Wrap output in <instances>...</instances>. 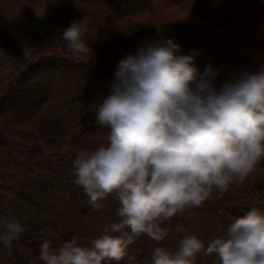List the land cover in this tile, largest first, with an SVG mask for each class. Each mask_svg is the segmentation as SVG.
I'll list each match as a JSON object with an SVG mask.
<instances>
[{"label": "clouds", "instance_id": "9594fccd", "mask_svg": "<svg viewBox=\"0 0 264 264\" xmlns=\"http://www.w3.org/2000/svg\"><path fill=\"white\" fill-rule=\"evenodd\" d=\"M88 19L59 32L74 58L88 56ZM173 37L141 44L118 62L108 93L93 105L95 121L109 129L106 141L72 159L74 183L95 208L110 194L117 220L90 246L72 236L58 248L45 240L43 264H111L127 255L142 234L155 241L150 264H195L198 255L216 264H264V213L255 207L231 220L205 242L186 234L175 250L160 246L162 226L186 208L198 207L213 189L242 183L264 159V64L224 73L202 69L196 52L183 53ZM25 226L0 214V244L11 248Z\"/></svg>", "mask_w": 264, "mask_h": 264}, {"label": "trees", "instance_id": "16d2710c", "mask_svg": "<svg viewBox=\"0 0 264 264\" xmlns=\"http://www.w3.org/2000/svg\"><path fill=\"white\" fill-rule=\"evenodd\" d=\"M0 1L19 3L20 0ZM24 1L27 4L31 3V0ZM130 1L100 0L102 5L110 6L108 11L110 12L109 16L111 15L112 17L106 20L107 23H103L106 29L99 31L97 39L94 37L93 41H86L91 47V52L85 57L74 58L73 54L67 49L66 44L60 49L61 43L64 44V41L59 37L60 30L68 26L74 19L82 18L81 11H76V16L69 15L66 17L67 21L63 26L57 24V22H55L54 26L48 25L45 35L42 34V37H44V41L41 43V46H44L41 48L43 49L42 52L36 55L32 62L18 73L13 83L6 90L0 92V214L14 215L25 226L24 233L18 241H13L11 248L0 244V264H43L39 258L40 252L33 249L35 247L39 249V245L45 240L50 243L52 248H58L65 240L76 236L79 238L80 243L90 246L92 239L103 234L105 223L110 224L118 219V217H115L116 211L114 213L110 195L101 202L102 207L100 209L92 211L87 209V196L83 192L82 187L74 183L75 176L72 159L77 152L71 148L68 149L67 146L66 149H61L59 152L54 151L53 153V151L45 150V146L42 143H53L62 148V146L68 144L69 146L73 145L69 140H75L79 143L81 136L88 133L87 138L90 137L91 139L87 140L86 147H96L100 145L96 142L100 135L107 137L109 129L95 122V116L88 119L89 122L91 120V125L88 124L84 128L82 124L85 121L87 109L97 89L95 88L97 87L95 82L99 81L102 74L113 76L118 68L119 60L130 52L134 53L139 45L144 44H136L137 38L130 34L132 29L137 30V27L127 29L126 26L116 25L117 23L115 22L116 20L120 22L127 15L141 12L145 4L151 0H140L141 5L137 7L128 5ZM162 1L176 5L184 11L186 10L191 18L194 19V23L208 21L207 18L203 17L206 15L212 20L217 29L225 30L226 33L230 30L225 28L223 23L234 21L235 17L241 14L239 11L241 10V4H243L237 0H235L236 2L233 6H227L229 0H197L198 3L196 0L195 2H193L194 0ZM217 1L225 6L226 14H223L224 21L222 22L217 21L216 18H213L208 13L205 14L207 12L205 4H207L206 8H212ZM195 4H199V8L194 6ZM103 9L102 7L100 10V17L105 14L107 16ZM246 12L248 14V18L245 16L247 24L244 30L241 29V36H245V32H247L250 36L243 38L261 39L262 35L259 34V30H264V16H262L259 9L257 13L250 10ZM115 15H117L116 19ZM243 15L240 16L242 17ZM251 22L256 23L257 26ZM189 25L191 28H183V31H181L183 32L182 35H175L179 38L175 37L177 39L176 42L182 44V47L190 48L191 41L193 39L196 41L195 38L200 39L202 35L209 36L208 44L216 47L222 46V42L227 39V35L215 34V32L207 28L199 27L196 29L195 24L191 22H189ZM197 35L201 36L197 37ZM160 38L155 33L148 42H153ZM211 40L216 43L211 42ZM128 42H131L129 49L127 47ZM115 43L117 44L116 47ZM193 51L197 53L198 49L195 47ZM260 51H264V41L256 44L237 45L235 51L231 54L229 53L226 59H220L211 63V65L213 67L224 66L238 55L252 56V54L254 55ZM12 55V36L3 25L2 28L0 27V66L7 62ZM68 64L72 66L62 67ZM104 64L109 65V69H105L101 75L96 74L97 65L102 66ZM86 66V71H80V69L78 72L75 71L76 68ZM45 68L54 70L45 72L43 71ZM71 88H74V90H71ZM83 88L89 89L85 92L82 91ZM55 90H58L59 95L51 99V94ZM29 122H32L33 128L22 131L24 136L32 139L33 143L24 144L26 137L15 138V135L11 134V132ZM22 157L25 158L23 159ZM251 183V180H244L239 183V187L247 186L248 188ZM230 188L229 186L228 189ZM245 194L247 192L243 193V195ZM256 194L261 197L263 194L262 190H259ZM244 199L246 200L233 201L232 199H227L228 201L219 204L221 206L216 204L213 207L216 212L215 218L223 221H221L219 230L221 234L230 223L229 216L233 215L231 208L238 213L245 214L255 207L258 211L264 213V198L253 202L256 199L254 195H247L244 196ZM222 205L225 207H222ZM80 208L83 215L75 217L76 210ZM198 208L202 212L212 210L210 204L206 201ZM222 212L226 213V218L220 217L219 214ZM189 213V211L183 210L168 219L170 224L167 231L168 237L165 240L175 239L171 250L177 248L178 241L186 234L192 233L199 238L201 237V231L204 229L207 220L205 217H196L190 222L187 219ZM73 222L75 223L73 224ZM189 223L195 228L197 227L198 232H194L191 227L189 229ZM175 231H178L177 235L174 234ZM142 237H145L144 240L148 245H157L147 235L142 234L137 237L130 244L136 250L127 253L125 256L129 264H134V261L139 259L142 260L140 264H150L151 254L148 248H139ZM204 242L207 246V241ZM161 244L162 242H160ZM119 262L113 261L111 264ZM195 264H216L215 256L205 257L198 255Z\"/></svg>", "mask_w": 264, "mask_h": 264}, {"label": "rangeland", "instance_id": "374dc122", "mask_svg": "<svg viewBox=\"0 0 264 264\" xmlns=\"http://www.w3.org/2000/svg\"><path fill=\"white\" fill-rule=\"evenodd\" d=\"M237 1H240L243 3L241 4V7H240L241 10L239 11L241 14L237 15L234 21H231V22L228 21V22L223 23L225 28H228L230 30L227 33L225 30L217 29L214 26V23L212 22V20L208 16L206 15L203 16L207 18L208 21L194 23V19L191 18L190 14H188L186 10L184 11L180 7L173 5V4H167L165 1H162V0L161 1L151 0L147 2V4H145L141 12L132 14V15H127V17H125L124 19H121L120 22L117 20L115 22L117 23L116 25L126 26L127 29H132L136 27L138 28L137 30L132 29L130 33L131 35L137 38L136 44L137 43H147L150 40V37L151 39L153 38L155 33L157 34L158 38L162 36L178 38L177 36L182 35L183 32L181 31H183V28L185 27L191 28V26L189 25V22H191L192 24H195L196 29H198L199 27L204 28V29L207 28L215 32V34L219 33L220 35L222 34L223 36L227 35L226 37L227 39L223 41L221 44L222 46H218V47L214 45L211 46L210 44H208L207 40L209 39L208 38L209 36L207 35H202L200 39L195 38L196 41L193 39L191 41L192 44L190 48L182 47L183 45L180 44L181 48L179 49V51L183 53L193 52V49L195 47L196 49H198L194 63L197 64L202 69L203 67L207 66L208 64L214 63L215 61H218L220 59L221 60L226 59L229 53L231 54L232 52L235 51L237 45L256 44L260 41L261 42L264 41V30L262 29L259 30V34L262 35V38L258 40L243 38L245 36H250L249 34H247V32H245L246 33L245 36L244 35L241 36V29L244 30L247 24L248 14L246 11L250 10V11H253L254 13H257V10L259 9L262 13V16H264V0H237ZM193 2H195V0ZM196 2L198 3L197 0ZM235 2H236L235 0H229V3L227 4V6H231V5L233 6ZM128 5L132 7H137L141 5V1L131 0L130 4ZM223 5L224 4H219V2L217 1L214 7L212 6V8L211 7L206 8L207 4H205V10L207 11L205 12V14L208 13L212 15L213 18H216L217 21L222 22L224 21L223 14L225 13V8H224L225 6ZM194 6L199 8V4H195ZM102 7L104 8L103 11L105 10V12L107 13V16L106 14L102 15L101 17L99 16L100 15L99 13ZM123 8H125V6H123ZM108 10H110V6L102 5L100 0H31L30 4H27L24 0H20L19 3L11 2V1H7V2L0 1V27L2 28V26L4 25V28L8 29L9 33L12 36V41H13V55L10 57V59L7 62L3 63L0 66V92H2L3 90H6L8 86L13 83L18 73H20L21 70L26 68L27 64L31 63L32 59H34L36 55L42 52L43 49L41 48L44 47V46H41V43L44 41L43 40L44 37L42 36L45 35L48 29V25L54 26L55 22H57V24H60L63 26L64 23L67 21L65 19L66 17H68L69 15L76 16V13L81 11L82 13L81 17H87L88 22H89L88 30L84 34L83 39L85 41H89V40H92L94 37L97 39L99 31L106 29L105 28L106 26L103 25V23H107L106 20L112 17L111 15L109 16L110 12ZM242 14L244 15L241 17L240 15ZM245 16H247V18H245ZM116 18H117V15H115V19ZM251 23L256 24L253 22ZM198 34H201V33H198ZM194 35L196 37V33ZM90 36H93V37H90ZM200 36L201 35H197V37H200ZM211 42L216 43L214 40H211ZM64 45H65V42L64 44L61 43L60 49H62L61 47ZM130 45H131V42H128V46H127L128 49ZM116 46L117 44L115 43V47ZM105 56H107V54H105ZM259 64H264V51H260L254 55L252 54V56H248V55L244 56V54H241V55L236 56L234 59H232L231 61H229L223 66L224 73H222V75H224L225 73L241 71L244 69H255ZM68 66L71 67L72 65L68 64L62 67H68ZM79 69L80 71H86L87 66L76 68L75 71L78 72ZM96 69H97L96 74L101 75V73L105 69H109V65L108 66L105 64L102 66L97 65ZM53 70L54 69H51V68H45L43 71L50 72ZM113 79H114V75L111 76V75L102 74L99 81L95 82L97 86L95 87L97 89L94 92L95 98L93 97L94 101L93 100H92L93 102L91 101V104L89 108L87 109L88 111L86 113L87 116L85 117V121L83 122L84 125L82 124V127L84 126L85 128L88 124L91 125L92 122L91 120L89 122L88 119H90L91 117H94L93 105L96 101L100 100L103 96H105L108 93L109 84ZM88 89L83 88L82 91L87 92ZM71 90H74V88H71ZM57 95H59L58 90H55L51 94L50 98L54 99V97H56ZM33 126L34 125L32 124V122L23 124L17 130H15L14 132H11V134L15 135V138H21V136H24L23 131L29 128H33ZM87 134L88 133L81 136L79 143H77V141L75 140H69V142L72 143L73 145L69 146L68 144L66 146H62V148L59 145H56L53 143L50 144V143L45 142L42 144L45 146V150L47 149V151L48 150L53 151V153L54 151L59 152L61 149H66L67 146H68V149L71 148L76 152H78L81 149L95 148L92 146L86 147L87 140L91 139L90 137L87 138ZM105 141H106V138L103 135L102 136L100 135L96 142L97 144H102ZM31 143H33L32 139H29L26 137V142L24 144H31ZM22 158L24 159L25 157H22ZM245 180L252 181L250 187L247 188V186H243L240 188L239 183H233V184H230V187H231L230 189H227L222 192L213 189L212 194L210 195L209 199L206 200V202L210 204V207L212 208V210L202 212L201 210H198L199 209L198 207L196 208L191 207L189 209H185L186 211L190 212L187 215V219H189L190 222L196 217L206 218L207 223L204 225V229L203 230L201 229L202 231H201L200 238L203 241H207L208 243V241H210L213 237L221 234L219 230H220L222 219L219 220L215 218L216 212L214 211V208H213L214 206H216V204L218 206H221L219 204H221L224 201H228L227 199L229 200L232 199L233 201L246 200L244 199V196H247V195L248 196L254 195L256 199H254L253 202L260 201L264 198V196H262L264 194V159H261L255 165L253 171L249 174V176ZM259 190H262V193H263L261 197H259L260 196L259 194H256L259 192ZM246 192L247 194L243 195V193H246ZM110 197L113 202V207H114L113 209L115 213L117 206H119L118 201L114 195L110 194ZM222 207H225V206L222 205ZM87 209L89 211L95 210V208L91 207L89 204H87ZM231 212L233 215L229 216V219H230L229 222H231L232 219L240 215H243L242 213H238L237 211H234L233 208H231ZM82 215L83 213H82L81 208L79 210H76L75 217H81ZM219 215L222 218L227 217L225 212H222ZM74 223L75 222H73V224ZM169 224L170 223H168V220H165L162 226L165 227L168 231ZM106 225L108 224L105 223V226ZM190 227L193 228L194 232H198L197 227L195 228L189 223L188 228L190 229ZM176 233H178V231L174 232V234ZM144 238L145 237H142L139 243V248L140 249L148 248L151 254V250L157 245H153V246L148 245L147 242L144 240ZM174 240L175 239H170V240L164 239L161 241L162 244L160 246L166 247L171 250V247H173ZM39 247H40L39 249L38 247H35L33 250L40 252L41 245H39ZM133 250H136V248L129 245L127 253ZM213 255H209L207 257H211ZM137 263L138 264L142 263V260L139 259L137 261H134V264H137ZM116 264H129V263L127 259L124 258L123 260H121L119 263H116Z\"/></svg>", "mask_w": 264, "mask_h": 264}]
</instances>
